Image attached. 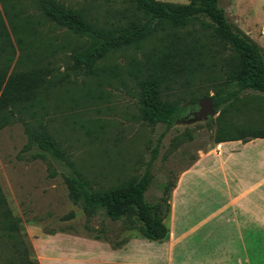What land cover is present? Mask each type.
Here are the masks:
<instances>
[{"label":"rangeland","instance_id":"obj_1","mask_svg":"<svg viewBox=\"0 0 264 264\" xmlns=\"http://www.w3.org/2000/svg\"><path fill=\"white\" fill-rule=\"evenodd\" d=\"M33 1L17 0L16 11L36 18L33 27L39 45L54 40L57 50L52 66L63 80L42 96L43 107L36 109V115L22 116L33 128L43 126L71 166L42 155L35 145L29 146L22 123L12 122L0 129V197L10 216L17 220L14 231L5 230V223L0 224V264H107L108 261L117 264L118 258L107 253L109 250L116 253L132 241L135 244L125 251L130 257L137 251L148 255L146 252L151 251L144 253L141 243L147 248L157 242L144 241L135 232L126 230L122 221H110L101 212L87 219L68 200L63 177L73 169L93 189L104 190L130 178L138 179L148 170L151 182L145 199L157 202L163 189L170 187L196 154L213 145L218 127H223V134L232 136L264 132V96L245 91L232 104L220 106L212 118L183 120V116L196 110L189 106L192 99L212 95L210 81L214 77L208 78L204 69L192 78L179 77L164 86L163 98L178 104L182 115L170 128L161 124L151 126L138 116L136 78L128 72L132 66L145 70L146 58L152 59L160 50L162 43L155 37L161 32L144 41L140 49L125 48L107 55L98 65L110 68L108 74L88 77L71 58V53L81 48V42L42 20ZM57 1L83 11L97 26L115 24L124 8L119 0ZM13 2L0 0V13L2 6L9 10ZM235 13L240 28L228 16L227 20L264 51L263 32L256 38L264 27V0H236ZM199 21L209 22L198 16L176 33L188 39L189 45L191 36L198 38L206 51L202 63L209 67L214 61L209 56L218 46ZM220 54L227 55L228 51ZM129 264H136L135 259L131 258Z\"/></svg>","mask_w":264,"mask_h":264},{"label":"trees","instance_id":"obj_2","mask_svg":"<svg viewBox=\"0 0 264 264\" xmlns=\"http://www.w3.org/2000/svg\"><path fill=\"white\" fill-rule=\"evenodd\" d=\"M119 1L124 8L119 12L117 22L108 26H97L85 17L83 11L74 10L57 0H34L33 5L42 20L81 42V48L74 50L71 58L88 77L108 74L110 68L98 65L107 55L125 48L140 49L144 41L161 32L155 37L162 43L160 50L152 59L146 58L145 70L142 72L132 66L128 72L136 78L138 116L143 122L170 128L181 117L182 109L163 98L164 86L179 77L192 78L204 69L208 78L214 77L210 78V99L215 111L220 106L232 104L245 91L264 96V51L227 20L217 6V0H188L186 4ZM16 3L14 0L9 10L2 6L0 13V129L12 122L22 123L29 146L35 145L42 155L63 160L71 166L41 124L33 128L23 120L22 115L27 113L36 115V109L43 107L42 96L58 87L63 76L53 70L57 50L54 40L48 39L45 46L39 45L33 27L36 18L17 12ZM198 16L208 19L209 22L199 23L209 31L210 38L218 46L209 56L211 60L214 58L209 67L202 63L206 51L199 45L198 38L191 36L189 45L188 39L176 33ZM181 44L187 46L181 47ZM225 50L228 54L221 55ZM136 74L141 76L137 78ZM207 97L202 95V98ZM197 100L192 99L189 106L196 108ZM222 128L216 129L213 144L264 139V132L232 136L223 134ZM150 182L148 170L138 179L130 178L104 190L93 189L73 169L70 175L63 177L68 200L87 219L101 212L110 221H122L126 230L135 232L140 238L155 242L167 234L164 219L175 179L170 187L163 189L157 202L145 199ZM0 207V224L5 223V230L14 231L17 220L10 216L1 197Z\"/></svg>","mask_w":264,"mask_h":264},{"label":"crops","instance_id":"obj_3","mask_svg":"<svg viewBox=\"0 0 264 264\" xmlns=\"http://www.w3.org/2000/svg\"><path fill=\"white\" fill-rule=\"evenodd\" d=\"M217 6L240 28L236 0H217ZM261 32L264 27L256 38ZM168 204L165 238L140 245L151 253L130 257L125 251L132 241L108 256L117 264L131 258L136 264H264V139L221 142L198 152L177 174Z\"/></svg>","mask_w":264,"mask_h":264},{"label":"water","instance_id":"obj_4","mask_svg":"<svg viewBox=\"0 0 264 264\" xmlns=\"http://www.w3.org/2000/svg\"><path fill=\"white\" fill-rule=\"evenodd\" d=\"M210 97L202 98L196 102V110L183 116V120H206L215 115Z\"/></svg>","mask_w":264,"mask_h":264},{"label":"flooded vegetation","instance_id":"obj_5","mask_svg":"<svg viewBox=\"0 0 264 264\" xmlns=\"http://www.w3.org/2000/svg\"><path fill=\"white\" fill-rule=\"evenodd\" d=\"M183 118V117H182Z\"/></svg>","mask_w":264,"mask_h":264}]
</instances>
